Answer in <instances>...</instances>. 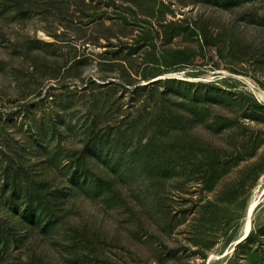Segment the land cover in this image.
I'll return each instance as SVG.
<instances>
[{
  "label": "rangeland",
  "instance_id": "rangeland-1",
  "mask_svg": "<svg viewBox=\"0 0 264 264\" xmlns=\"http://www.w3.org/2000/svg\"><path fill=\"white\" fill-rule=\"evenodd\" d=\"M0 264H264V0H0Z\"/></svg>",
  "mask_w": 264,
  "mask_h": 264
},
{
  "label": "bare ground",
  "instance_id": "bare-ground-1",
  "mask_svg": "<svg viewBox=\"0 0 264 264\" xmlns=\"http://www.w3.org/2000/svg\"><path fill=\"white\" fill-rule=\"evenodd\" d=\"M259 203H257V201H255V202H253L252 204H251V207H250V210H249V214H248V221H247V225H246V227H245V230L246 231H248L249 229H250V223H251V218H252V216H253V213H254V211H255V209L257 208V205H258ZM247 228V229H246Z\"/></svg>",
  "mask_w": 264,
  "mask_h": 264
},
{
  "label": "water",
  "instance_id": "water-1",
  "mask_svg": "<svg viewBox=\"0 0 264 264\" xmlns=\"http://www.w3.org/2000/svg\"><path fill=\"white\" fill-rule=\"evenodd\" d=\"M247 237H248V235H247ZM247 237H245L242 241H244ZM242 241H240L239 243H241Z\"/></svg>",
  "mask_w": 264,
  "mask_h": 264
},
{
  "label": "trees",
  "instance_id": "trees-1",
  "mask_svg": "<svg viewBox=\"0 0 264 264\" xmlns=\"http://www.w3.org/2000/svg\"><path fill=\"white\" fill-rule=\"evenodd\" d=\"M250 236H251V234H250V235L247 237V239H249V238H250ZM247 239H246V240H247Z\"/></svg>",
  "mask_w": 264,
  "mask_h": 264
}]
</instances>
